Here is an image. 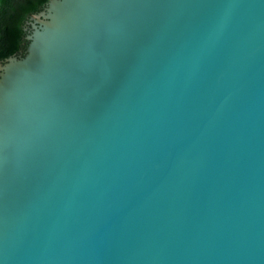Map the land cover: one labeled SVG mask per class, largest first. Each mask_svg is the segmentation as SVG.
<instances>
[{
    "label": "water",
    "instance_id": "1",
    "mask_svg": "<svg viewBox=\"0 0 264 264\" xmlns=\"http://www.w3.org/2000/svg\"><path fill=\"white\" fill-rule=\"evenodd\" d=\"M0 61V264H264V0H49Z\"/></svg>",
    "mask_w": 264,
    "mask_h": 264
},
{
    "label": "trees",
    "instance_id": "2",
    "mask_svg": "<svg viewBox=\"0 0 264 264\" xmlns=\"http://www.w3.org/2000/svg\"><path fill=\"white\" fill-rule=\"evenodd\" d=\"M49 0H0V61L26 53L33 14Z\"/></svg>",
    "mask_w": 264,
    "mask_h": 264
}]
</instances>
